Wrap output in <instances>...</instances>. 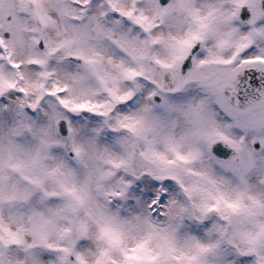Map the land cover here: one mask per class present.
<instances>
[{
	"label": "snow or ice",
	"instance_id": "6c2138e0",
	"mask_svg": "<svg viewBox=\"0 0 264 264\" xmlns=\"http://www.w3.org/2000/svg\"><path fill=\"white\" fill-rule=\"evenodd\" d=\"M0 264H264V0H0Z\"/></svg>",
	"mask_w": 264,
	"mask_h": 264
}]
</instances>
